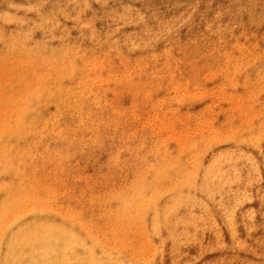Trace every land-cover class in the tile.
I'll list each match as a JSON object with an SVG mask.
<instances>
[{"label":"rangeland","instance_id":"rangeland-1","mask_svg":"<svg viewBox=\"0 0 264 264\" xmlns=\"http://www.w3.org/2000/svg\"><path fill=\"white\" fill-rule=\"evenodd\" d=\"M38 262L264 264V0H0V264Z\"/></svg>","mask_w":264,"mask_h":264},{"label":"bare ground","instance_id":"bare-ground-1","mask_svg":"<svg viewBox=\"0 0 264 264\" xmlns=\"http://www.w3.org/2000/svg\"><path fill=\"white\" fill-rule=\"evenodd\" d=\"M106 9H109V7H106ZM49 256L46 254V255H44V257L42 258V259H40V263H46V262H48L49 261ZM39 262L37 263V264H40ZM110 264H121L120 262H118V263H110Z\"/></svg>","mask_w":264,"mask_h":264}]
</instances>
